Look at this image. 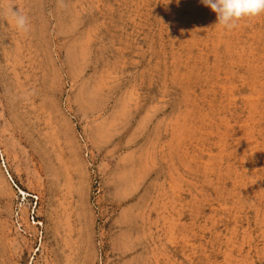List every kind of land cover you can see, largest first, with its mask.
<instances>
[{
  "label": "rangeland",
  "instance_id": "rangeland-1",
  "mask_svg": "<svg viewBox=\"0 0 264 264\" xmlns=\"http://www.w3.org/2000/svg\"><path fill=\"white\" fill-rule=\"evenodd\" d=\"M214 23L0 0V264H264V13Z\"/></svg>",
  "mask_w": 264,
  "mask_h": 264
},
{
  "label": "clouds",
  "instance_id": "clouds-1",
  "mask_svg": "<svg viewBox=\"0 0 264 264\" xmlns=\"http://www.w3.org/2000/svg\"><path fill=\"white\" fill-rule=\"evenodd\" d=\"M215 14V25L230 30L243 18L256 17L264 13V0H198ZM6 12L11 16L15 29L26 34L29 31L27 17L10 3Z\"/></svg>",
  "mask_w": 264,
  "mask_h": 264
}]
</instances>
